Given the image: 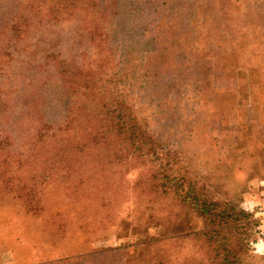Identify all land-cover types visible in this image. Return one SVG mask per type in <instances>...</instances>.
I'll return each instance as SVG.
<instances>
[{
  "label": "trees",
  "instance_id": "trees-1",
  "mask_svg": "<svg viewBox=\"0 0 264 264\" xmlns=\"http://www.w3.org/2000/svg\"><path fill=\"white\" fill-rule=\"evenodd\" d=\"M94 1L0 0V202L12 206L0 225V264L100 257L105 264H264L251 250L264 245V229L245 208L249 193L264 198L261 188L237 183L208 123H190L204 116L200 105L162 134L153 130L120 79L126 67L112 68L113 51H101L103 12L90 15L95 45L86 79L77 70L64 74L55 32L64 31L67 14H91ZM111 3L112 41L115 15L137 16L147 5L129 11L132 4L115 10ZM254 41L250 51L241 45L231 53L245 69L257 62L264 84V33ZM111 238L116 247L94 249Z\"/></svg>",
  "mask_w": 264,
  "mask_h": 264
},
{
  "label": "rangeland",
  "instance_id": "rangeland-1",
  "mask_svg": "<svg viewBox=\"0 0 264 264\" xmlns=\"http://www.w3.org/2000/svg\"><path fill=\"white\" fill-rule=\"evenodd\" d=\"M111 2L118 5L115 10H119L121 2L124 8L132 4L127 7L129 11L139 6L144 10V5H147L146 13L137 16L134 13L115 15L117 37H113L112 41L111 34L106 31V28H112L106 16L113 10ZM106 9H109L108 13H105ZM97 12H103L98 20L104 23L101 36L103 42H107L101 45V51H113L112 68L120 64L126 67L127 71L120 79L130 84L128 92H132L130 94L135 108L144 107L148 120L154 123L153 130L162 134L160 129L172 121L175 125L177 122L182 123V120L186 121V113L200 105L207 119L202 120L204 116L197 121L187 119L190 123H208L216 148L227 154V166L237 183H251L260 187L264 183V173H259L264 172V155L259 158L263 163L258 165L252 163L250 158L264 151L262 71L253 60L249 66L245 57L244 63L249 67H241L231 50L242 45L247 52L250 51L256 45L254 40L258 33H264V0L94 1L91 14L89 11L85 14L69 13L64 20V31L60 34L55 32L59 39L58 45H53L56 49L54 55L60 57L64 74L77 70L82 72V79H86L94 60L91 55L95 45L90 41L89 31L90 26L96 25V21L90 15L96 19L94 13ZM84 17H87V28L81 25ZM121 23L123 29L120 28ZM144 28L147 31L141 38L139 36L143 34ZM13 69L14 64H9L8 73ZM127 76L128 80L125 79ZM52 84L57 86V90L66 89L56 78H53ZM66 104L63 102L61 106L65 107ZM1 113L3 116L5 112ZM248 134L251 138L242 137ZM14 145L13 150H17L18 143ZM240 147L243 148L242 152ZM10 207L11 203L4 205V202H0V225L7 224L4 222L10 218ZM246 208L248 212L254 213L255 219L258 222L260 220L264 229L260 212ZM189 219L197 230L205 228L203 222L195 216L191 215ZM34 230L32 228L29 234L33 239ZM191 242L186 240L181 243L185 251H191ZM117 245L111 238L107 242L94 243V249ZM251 250L256 258L264 257L263 244L254 243ZM5 251L6 245L0 238V255L5 254ZM49 264H85V261L74 258ZM88 264L105 262L100 257Z\"/></svg>",
  "mask_w": 264,
  "mask_h": 264
},
{
  "label": "crops",
  "instance_id": "crops-1",
  "mask_svg": "<svg viewBox=\"0 0 264 264\" xmlns=\"http://www.w3.org/2000/svg\"><path fill=\"white\" fill-rule=\"evenodd\" d=\"M242 137L244 138H251L250 134L248 135H243ZM264 146V144H263ZM241 148V152L243 151V148ZM264 150V148H263ZM241 155H246L245 153H241ZM264 155V151L258 155L257 157H253V158H250L252 163H255V164H261L263 163L260 162L259 158L260 156H263ZM256 158V161H254V159ZM255 175V173H254ZM252 180V179H251ZM262 185L260 186L261 190H262V195L264 196V183H261ZM246 207H249V209H252V210H255V211H260V210H264V198L262 199L261 197H256L255 195H247V197H245V208ZM248 209V208H246ZM255 215L257 216V213L255 212ZM258 217V216H257ZM264 222V221H263ZM6 252V251H5Z\"/></svg>",
  "mask_w": 264,
  "mask_h": 264
},
{
  "label": "built area",
  "instance_id": "built-area-1",
  "mask_svg": "<svg viewBox=\"0 0 264 264\" xmlns=\"http://www.w3.org/2000/svg\"><path fill=\"white\" fill-rule=\"evenodd\" d=\"M259 214H260V217L262 218V220L264 221V210H261Z\"/></svg>",
  "mask_w": 264,
  "mask_h": 264
}]
</instances>
